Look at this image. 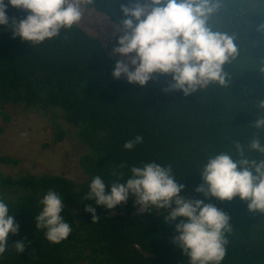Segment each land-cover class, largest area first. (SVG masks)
Instances as JSON below:
<instances>
[{
  "label": "trees",
  "instance_id": "16d2710c",
  "mask_svg": "<svg viewBox=\"0 0 264 264\" xmlns=\"http://www.w3.org/2000/svg\"><path fill=\"white\" fill-rule=\"evenodd\" d=\"M136 2L95 0L86 8L119 25L127 18L121 5ZM6 13L17 20L29 14L10 4ZM208 24L235 37L238 52L224 65L226 86L214 83L189 95L170 88L171 74H153L145 85L114 78L121 58L79 24L38 45L14 38L10 24L0 25L1 112L9 118L3 110L7 106L35 110L56 124V142L67 138L83 146L81 179L54 172H9L1 165L17 166L19 160L0 154V197L20 225L18 234H10L0 264H190L174 243L178 221L166 222L168 210L140 213L131 195L112 210L84 199L94 177L100 176L110 193V183H126L132 176V166L151 162L171 166L185 185L181 196L204 200L230 217L232 230L225 234L221 264H264V213L250 211L239 196L221 201L196 191L204 183L200 171L210 157L227 152L237 159L235 142L247 145L256 132L264 144V130L252 123L264 116L258 107L264 100V31L259 30L264 0H220ZM137 135L143 142L125 149V142ZM247 155L264 159L258 151ZM49 190L63 198L61 215L72 229L59 244L46 239V229L35 228L40 200ZM89 204L99 215L97 222L85 211ZM16 241L25 243L24 252L16 251Z\"/></svg>",
  "mask_w": 264,
  "mask_h": 264
},
{
  "label": "clouds",
  "instance_id": "9594fccd",
  "mask_svg": "<svg viewBox=\"0 0 264 264\" xmlns=\"http://www.w3.org/2000/svg\"><path fill=\"white\" fill-rule=\"evenodd\" d=\"M94 2L8 0L6 4L5 0H0V25L10 24L14 38L19 36L38 45L79 24L83 9ZM219 3L220 0H149L147 3L137 0L131 6L121 5L127 18L120 20L117 27V33L123 32V35L119 36V46L113 51L127 59L116 62L114 78L123 76L129 83L145 85L153 74H171L174 83L170 88L182 90L185 95L214 83L226 86L228 73L224 65L236 57L238 49L235 37L209 27L208 21L218 10ZM9 4L29 14L21 20L10 18L6 13ZM259 30L264 31V24ZM258 107L264 109V100ZM252 123L255 129L264 130V116ZM142 142L143 137L137 135L126 141L124 148L132 150ZM235 149L237 159L221 152L207 160L200 171L204 183L196 191L221 201L239 196L248 202L250 211L264 213V159H251L247 155L251 151L264 154L258 132L253 133L247 145L236 141ZM131 173L126 183L120 180L110 183V193L106 192L103 179L94 177L84 199L112 210L127 203L131 195L140 213H150L153 208L166 209V222L178 221L174 243L190 257V264H221L228 244L225 234L232 230L230 217L211 203L181 196L185 185L175 178L170 165L151 162L142 167L132 166ZM40 204L43 207L35 217V228L46 229V239L59 244L72 230L61 215L63 198L49 190ZM85 211L92 214V223L99 220L91 204ZM19 230V223L0 197V257L7 249L10 234H18ZM14 247L18 253L25 251L23 241H16Z\"/></svg>",
  "mask_w": 264,
  "mask_h": 264
},
{
  "label": "rangeland",
  "instance_id": "374dc122",
  "mask_svg": "<svg viewBox=\"0 0 264 264\" xmlns=\"http://www.w3.org/2000/svg\"><path fill=\"white\" fill-rule=\"evenodd\" d=\"M79 25L98 37L110 52L121 59H127L113 49L118 45V24L110 20L106 14L93 8H84ZM134 55V54H133ZM134 69V68H133ZM0 110V153L10 152L18 158L17 166L5 165L9 172L29 170L34 173H64L72 178L81 179L82 171L78 163L83 146L72 139L55 142V125L53 120L41 113L7 106Z\"/></svg>",
  "mask_w": 264,
  "mask_h": 264
},
{
  "label": "flooded vegetation",
  "instance_id": "af4514ba",
  "mask_svg": "<svg viewBox=\"0 0 264 264\" xmlns=\"http://www.w3.org/2000/svg\"><path fill=\"white\" fill-rule=\"evenodd\" d=\"M55 142H56V141H55ZM0 154H5V155H10V156H12L10 152H2V153H0ZM13 157H14V156H13ZM4 166H5V165H3V164L1 165V167H4Z\"/></svg>",
  "mask_w": 264,
  "mask_h": 264
}]
</instances>
